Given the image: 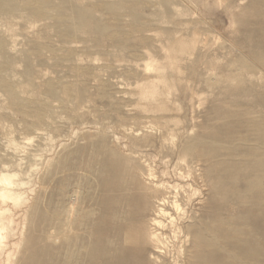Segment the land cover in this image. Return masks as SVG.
<instances>
[{"label": "rangeland", "instance_id": "374dc122", "mask_svg": "<svg viewBox=\"0 0 264 264\" xmlns=\"http://www.w3.org/2000/svg\"><path fill=\"white\" fill-rule=\"evenodd\" d=\"M263 14L264 0H0V264L23 263L44 234L58 181L69 216L94 205L95 177L61 168L92 149L131 157L163 192L162 213L147 211L160 220L152 259L187 264V226L208 197L196 156L236 163L256 144L223 140V112L264 128Z\"/></svg>", "mask_w": 264, "mask_h": 264}, {"label": "bare ground", "instance_id": "6f19581e", "mask_svg": "<svg viewBox=\"0 0 264 264\" xmlns=\"http://www.w3.org/2000/svg\"><path fill=\"white\" fill-rule=\"evenodd\" d=\"M260 28L264 31V21ZM255 65L250 64L248 68L254 69L258 66ZM261 66L264 68L263 61ZM231 112L222 113L226 123L216 130L221 138L233 140L242 136L244 140L249 135L256 144L239 148V161L236 163L211 160L214 148L205 156L201 153V156H196L207 163L203 175L208 185V197L202 216L196 215L197 223L187 226L186 233L191 239L188 250L191 256H188L187 264L264 263V182L261 181L264 180V139L260 136L264 128L255 121L256 117L247 123L230 121ZM233 114L238 115L237 112ZM241 126L246 128L242 134L237 130ZM99 155L98 150L92 149L82 162L68 159L67 163L60 165L64 172L82 168L88 176H94L98 198L93 206L83 212L82 208L80 215L71 217L74 203L71 208H66L68 191L61 186L62 181H58L51 213L48 209L41 211L40 228L44 234L38 236L37 243L29 242L28 254L21 264H156L157 260L152 256L159 255L154 240L158 234L155 226L160 220L156 216L148 218L147 211L150 208L155 215L162 213L164 196L161 189L159 192L154 187L156 185L149 187L142 182L144 179L140 180L131 157L115 152L101 158ZM220 165L224 168L216 170L215 167ZM85 183V194L89 195L90 188L94 186L89 180ZM234 197L241 204V211L238 213L236 210L235 214L231 213L228 204ZM249 219L257 226L255 229L246 225ZM46 225L52 228L48 234L44 230ZM43 238L57 243L40 244Z\"/></svg>", "mask_w": 264, "mask_h": 264}]
</instances>
